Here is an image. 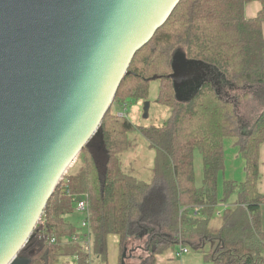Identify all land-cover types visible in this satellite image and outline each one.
<instances>
[{"label": "trees", "instance_id": "trees-1", "mask_svg": "<svg viewBox=\"0 0 264 264\" xmlns=\"http://www.w3.org/2000/svg\"><path fill=\"white\" fill-rule=\"evenodd\" d=\"M252 1L264 5V0H180L136 51L111 103L144 101L155 81V101L169 109L167 118L138 126L110 105L48 199L19 257L28 264H108L107 238L116 235L118 264H155L158 254L174 246L187 247L210 264H264V195L257 187L264 103L248 124L237 107L250 89L264 88V7L248 18L244 8ZM177 51L193 69L183 100L176 98L169 77ZM214 79L228 83L220 90L230 98L219 95ZM133 131L154 149L148 181L124 164ZM230 137L242 162L240 180L223 176ZM195 154L201 159L199 184ZM73 195L87 200V216L78 221L72 218Z\"/></svg>", "mask_w": 264, "mask_h": 264}, {"label": "water", "instance_id": "water-1", "mask_svg": "<svg viewBox=\"0 0 264 264\" xmlns=\"http://www.w3.org/2000/svg\"><path fill=\"white\" fill-rule=\"evenodd\" d=\"M179 2L0 0V264H28L18 252L48 199ZM177 52L169 77L183 100L193 69Z\"/></svg>", "mask_w": 264, "mask_h": 264}, {"label": "rangeland", "instance_id": "rangeland-1", "mask_svg": "<svg viewBox=\"0 0 264 264\" xmlns=\"http://www.w3.org/2000/svg\"><path fill=\"white\" fill-rule=\"evenodd\" d=\"M213 82H215L213 84L216 85L219 95H221L222 97H229V98L231 97L230 94L223 93L220 90V89L224 90L226 87L225 84L228 83H226L223 80L216 83L215 79L213 80ZM231 89L234 91L233 92V97H234L235 87H232ZM156 95H157V84L155 81H152L146 100L132 101L130 104L126 105L127 107L125 105L119 107L117 103L111 104L114 107L112 109L117 110V112H120L122 114H126L127 118L135 125L138 126L160 125L167 118L169 109H167V107L160 106L159 104L156 103L155 101ZM235 97L233 99H235ZM243 101H241L240 104L237 105V107L239 108V112L241 114L243 122L247 121L248 124L250 119L253 120L256 117V115L260 112L261 108L263 107L264 88L260 87L254 89L253 87V89H250V93L246 97V100ZM145 102L149 103L147 115H145L144 113ZM248 116L250 117L248 118ZM232 140L233 137L225 139L226 165H229L230 163L233 162L232 157L234 156L235 148L230 145ZM130 141H131V146L129 149L128 157L124 159L125 167H127L128 172L130 174L139 176L140 178L148 181L152 178L151 170H152L154 149L149 147L147 141L142 137V135L138 131H133L130 133ZM194 171L196 176V183L199 184L202 176V171H201V159L197 154L194 155ZM221 211H222L221 206L217 207L216 214ZM79 214L82 217V214L81 213ZM72 218L76 219L77 221L79 219L78 215H74ZM193 253L195 252L191 251L190 254ZM67 260L70 263L73 262L72 258H68Z\"/></svg>", "mask_w": 264, "mask_h": 264}, {"label": "crops", "instance_id": "crops-1", "mask_svg": "<svg viewBox=\"0 0 264 264\" xmlns=\"http://www.w3.org/2000/svg\"><path fill=\"white\" fill-rule=\"evenodd\" d=\"M262 7H264V5L257 1L247 3L244 8L245 16L248 18L256 16ZM262 32L264 35V21L262 24ZM232 160L233 162L229 165L225 164L223 176L226 178L240 180L243 175L242 162L238 159L236 149ZM259 172L260 179L257 187L259 192L264 195V142L259 147ZM74 212L75 213H73L72 216L78 215L80 219L81 215L75 210ZM260 218L261 227L264 231V203L260 205ZM118 241L119 239L116 235H109L107 238L108 264H118ZM132 246L133 244H130L128 249H131ZM178 248V246H174L165 250L161 254H158L156 256L155 264H209V262L205 261L199 253L190 254L191 251L189 250L187 253L180 256L175 255Z\"/></svg>", "mask_w": 264, "mask_h": 264}, {"label": "built area", "instance_id": "built-area-1", "mask_svg": "<svg viewBox=\"0 0 264 264\" xmlns=\"http://www.w3.org/2000/svg\"><path fill=\"white\" fill-rule=\"evenodd\" d=\"M72 197H73L75 210L82 214V219H83L84 217L87 216V200L85 199L84 196H81L80 198H77V196L73 195ZM80 227L83 230H86L87 229V221L82 220L81 223H80ZM51 241H54V238H52ZM187 252H188V248L187 247H181L175 253V255L180 256V255H182L184 253H187Z\"/></svg>", "mask_w": 264, "mask_h": 264}]
</instances>
